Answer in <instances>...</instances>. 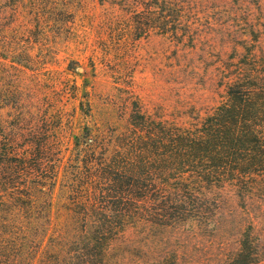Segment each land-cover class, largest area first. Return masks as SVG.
I'll use <instances>...</instances> for the list:
<instances>
[{"label":"trees","instance_id":"obj_1","mask_svg":"<svg viewBox=\"0 0 264 264\" xmlns=\"http://www.w3.org/2000/svg\"><path fill=\"white\" fill-rule=\"evenodd\" d=\"M120 1L137 35L143 17L165 18L176 2ZM223 72V100L210 110L152 112L127 87L114 125L76 123L75 107L59 105L62 89L54 113L45 98L20 91L10 100L1 90L0 108L15 111L0 113V264H179L174 254L109 259L117 241L132 239L126 233L215 229L230 194L249 202L247 226L214 264H264V73L249 65ZM78 106L91 117L90 97Z\"/></svg>","mask_w":264,"mask_h":264},{"label":"rangeland","instance_id":"obj_2","mask_svg":"<svg viewBox=\"0 0 264 264\" xmlns=\"http://www.w3.org/2000/svg\"><path fill=\"white\" fill-rule=\"evenodd\" d=\"M121 3L8 0L0 19V91L10 100L20 91L22 97L33 93L39 104L47 99L48 112L54 113L55 91L62 89L59 105L65 113L75 107L76 123L114 125L127 87L152 112L169 114L195 105L203 113L223 100V70L233 73L249 65L264 73V0H176L169 11L165 7V18L143 17L138 35L129 28V12ZM18 4L17 13L8 9ZM86 97L92 103L91 117L78 109ZM8 110L15 111L4 107L0 113ZM227 201L215 229H154L135 237L126 233L132 239L113 245L110 262H151L160 253L176 255L179 264H214L235 249L247 226L242 205L251 208L233 194ZM134 245L158 250L131 253Z\"/></svg>","mask_w":264,"mask_h":264}]
</instances>
